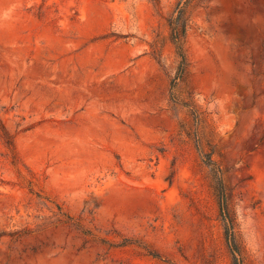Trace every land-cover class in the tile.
Here are the masks:
<instances>
[{
	"label": "rangeland",
	"instance_id": "rangeland-1",
	"mask_svg": "<svg viewBox=\"0 0 264 264\" xmlns=\"http://www.w3.org/2000/svg\"><path fill=\"white\" fill-rule=\"evenodd\" d=\"M0 0V264H264V0ZM210 164H206V161Z\"/></svg>",
	"mask_w": 264,
	"mask_h": 264
},
{
	"label": "trees",
	"instance_id": "trees-1",
	"mask_svg": "<svg viewBox=\"0 0 264 264\" xmlns=\"http://www.w3.org/2000/svg\"><path fill=\"white\" fill-rule=\"evenodd\" d=\"M190 0H185L183 3L178 2L173 14L167 20V25L170 31V40L174 46L176 55L179 57L177 74L174 79L183 77L186 69V59L183 50V39L186 32V6ZM1 128V125H0ZM210 161L205 163L208 165ZM217 180V192L219 196V213L223 223L224 238L232 257V264H241L239 248L234 240L233 218L229 215V211L225 205L223 187L219 178Z\"/></svg>",
	"mask_w": 264,
	"mask_h": 264
}]
</instances>
